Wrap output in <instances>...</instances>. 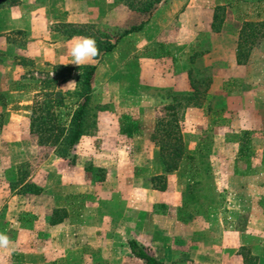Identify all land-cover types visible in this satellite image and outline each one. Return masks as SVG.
Here are the masks:
<instances>
[{
    "label": "rangeland",
    "instance_id": "1",
    "mask_svg": "<svg viewBox=\"0 0 264 264\" xmlns=\"http://www.w3.org/2000/svg\"><path fill=\"white\" fill-rule=\"evenodd\" d=\"M189 5L194 11L184 16L181 23L180 13ZM140 7L147 8V11L138 10ZM212 9L219 16L224 15V25L222 22L219 31L208 22ZM195 18L201 19L202 24L194 23ZM142 21L141 30L122 34L124 29ZM246 21L264 22V0H22L18 5L0 8V91L5 95V105L0 106V112L4 113L0 126V183L4 191L10 188L6 200H12L8 202L9 206L2 205L4 218L9 214V219L0 230L15 229L16 215L24 225L29 221V210L18 212L19 197L16 194H19V186L11 188L18 172L26 170V181L33 176L41 183L43 179L37 175L38 170L45 160L56 156L51 149L36 145L26 130L29 127L24 117H28L26 105L34 99L41 82L57 78L53 66H75L68 51L72 38L88 37L86 34H89L99 41L115 43L112 50L100 51L99 56L89 62L96 64L90 126L76 149L80 155L102 149L115 153L116 148L128 152L124 147L127 141L114 143L104 137L121 133L128 122L139 121V111H118L119 107H124L123 91H137L139 72L145 73L143 91L156 97L152 77L160 68L158 63L171 51L163 44L160 47L154 37L169 23L178 33L176 48L179 49L177 54L173 53V63L179 55L193 58L192 84L198 90L189 103L180 94H171L174 98L171 103L179 105L176 117L183 126L187 112L185 105L200 103L202 110L194 111L202 113L206 123L202 125L201 120L200 129L196 126L186 134L190 145L201 154L193 164L183 159L180 171L173 174V184L189 183L193 176L197 181L185 189L184 200L177 210L163 203L159 207L160 215H155L145 204L148 202L135 196V190L141 186L135 182L117 184L107 170L93 167V162L86 160L88 188L70 198L69 212L65 210V229L74 230L78 236L70 259L72 264H145L130 252L127 242L135 239L150 254L167 264H199L201 255L210 248L235 245L238 239L233 231L243 229L246 221L243 218L231 221L227 217L226 221H221L209 213L215 214L217 208L221 211L226 208L223 202L229 193L228 188L236 183L233 172L241 165L237 153L241 144L239 136L244 135L239 126L240 118L249 122L247 135L249 138L252 135V142L250 139L246 143L248 154L241 160L242 165L250 164L248 151L264 150V36H257L253 47L257 51L252 60L242 68H237L233 61L239 32ZM177 25L185 26V29H177ZM77 77L78 72L73 71L67 81L55 86L73 90ZM72 81L75 82L70 83ZM25 101L28 104H24ZM72 101L74 98L67 99L60 109L63 117L70 112ZM158 102L157 99L155 119L169 113L163 109L162 102ZM12 113L16 116L13 125H9ZM192 119L197 118L188 117L193 125ZM140 127L136 124L135 129ZM153 132L150 139L155 149V141L160 136L156 133L153 138ZM133 145L140 148L142 143ZM132 158L133 153L128 152L123 159ZM124 160L119 159V162L130 165L129 162L123 164ZM153 161L161 165L155 156ZM99 163L105 164L106 161ZM256 166L260 183L264 181L262 156L258 157ZM192 167H197L201 176L193 174L195 169ZM90 170L95 174H90ZM107 177L110 179L106 181ZM35 200L40 207L41 199ZM61 215L60 211L56 217ZM241 249L247 253L246 261L254 263L255 257L249 254L248 244ZM71 261L65 259L64 264Z\"/></svg>",
    "mask_w": 264,
    "mask_h": 264
},
{
    "label": "crops",
    "instance_id": "2",
    "mask_svg": "<svg viewBox=\"0 0 264 264\" xmlns=\"http://www.w3.org/2000/svg\"><path fill=\"white\" fill-rule=\"evenodd\" d=\"M193 11L191 5L187 6L180 13L179 19L181 23H183V17ZM212 19L213 9L211 18L208 20L210 25ZM193 22H197V25L202 24L201 19L196 20L195 18ZM162 28L154 39L156 42H159L158 45L160 47L163 44L165 49L171 52L166 53L165 58L161 59L158 63L160 68L155 70V76L152 77L156 97L149 92L146 93L143 91L146 87L145 83L143 84V82H146L143 81L145 80V73L142 74L139 72V78L143 76V79L138 78L137 91L132 89L123 91L124 107L118 108L119 112L132 113L133 110L141 112L139 121H133L135 127L131 135L121 132L104 137V140L110 138L114 143L127 141L128 144L124 145V147L128 149V152L133 153L132 160H124L123 158L128 152L124 149L117 148L115 153L102 149L101 151H91V153H82L80 155V152L78 153L76 149L79 143L74 148V152L78 155L74 163H69L67 160L58 156H53V158L45 160L37 172V175L42 176L40 178L43 179V182L39 183L38 180H35V177L29 176V182L40 186L42 188L41 192L39 194L29 193V200L26 197L28 194H16L19 197V203L17 204V208H19L18 212L23 209L26 211L29 210V221L25 222L24 225L20 221V216L16 215L14 220L15 224L17 223L15 229L0 230V233L5 234L10 242L7 249L0 248V264H64L65 259L68 262L71 261V251L75 248V240L78 236L74 230L65 229V210L69 212L70 205L68 200L70 198L88 188L86 180L89 172H87V168L85 167L86 160L93 162V167L100 166L105 171L107 170V173L113 177V181H116L115 183L117 184L122 185L126 182H135L137 186H141V189L135 190V196L141 199V201L148 202L145 204L150 206L155 215H160L159 207L163 203L175 210L181 206L184 200L183 193L185 189L189 187L190 183L193 184L197 180L193 176L189 183L174 185L173 177L180 171L181 166L174 171L164 172L162 166L153 161V156H155L157 148L155 147L154 149L150 138L151 132L155 128L156 119L154 118V114L157 99L162 102L163 109H165L164 107L174 99L171 94L189 95L198 92V90L192 84V73L194 71L191 72L193 66L191 61L193 58L189 57V55H179L175 64L173 63V53L177 54L179 49L176 48V36L178 35L175 31L176 28L170 27L169 23L166 28ZM177 29H185V26L181 27L177 25ZM236 46L237 42L234 49L233 61L237 68H242L246 62L252 60L256 49L252 48L244 64H237L235 59ZM221 62L223 64V61ZM217 75L219 76V74ZM218 76L217 78L220 79L221 76ZM212 78L215 77L213 76ZM147 82L150 83L149 80ZM206 93H210L209 89L206 90ZM24 104H28V101H25ZM185 108L187 112L185 113L183 126L181 125V132L187 152L197 157L201 152L197 151L198 149L196 147L190 145L186 134L191 128L192 130L196 126L199 128L201 120L202 125L206 124L204 123L203 114L194 111L202 110L203 106L200 103H190L186 104ZM15 116L13 113L11 114L8 122L9 125H13L12 122ZM188 117L197 118L192 119L193 125L188 120ZM24 118L26 126L29 127L28 117L25 116ZM136 124H139L141 127L135 129ZM239 126L243 129L244 135L239 136V142L241 144L237 157H239V163L241 165L234 168L233 173L235 174L236 183L233 185L234 187L228 188L229 193L226 195V201L223 202L226 208H223V211L217 208L215 214L209 213V215L218 217L221 221H226V217L236 222L243 218L246 224L243 229L233 231L238 239L235 245H221L210 248L208 252H204L205 254L201 255L199 264H244V256L240 248L247 244L250 249L249 254L255 257L256 264H264V241H261V239H264V196H262L264 194V181H260V183L257 181L259 176L257 174L258 167L256 166L258 157L262 156L264 158V150L248 151L250 154V164L247 166L242 165L243 162L241 160L245 159V155L248 154V149L246 150L243 144L248 142V140L250 141L252 135L249 138L248 133L245 134L249 128V122L247 120L240 118ZM26 130L29 131V128ZM84 137L86 135H83L80 141ZM87 138H89V142H92L90 136H87ZM139 142L142 143V146L140 148H134L133 143L138 144ZM148 146L150 147L149 149L146 148ZM119 159L125 161L123 164H128L129 162L130 165H122ZM101 160H105L106 163H99ZM192 168L195 169L193 174L200 173L197 167ZM92 173L95 174L93 170H90V174ZM128 174H131V176L129 177ZM161 174H164L166 177L164 190L156 189L151 182L152 176ZM109 179L110 177H107L106 181ZM99 182L104 183V181ZM7 186L8 184H6ZM9 191L10 188L4 191L3 185L0 183V226L3 223L7 224L6 222L9 219V214L4 218L1 210L3 204H8L9 206L8 202L12 201L6 200ZM4 195L5 198L3 197ZM37 198L38 200L41 199L40 207L36 203L37 200L35 199ZM55 210H57L56 214L61 211L62 215L56 217V214H54ZM52 218H56L59 221L51 223ZM72 263L73 261L69 264Z\"/></svg>",
    "mask_w": 264,
    "mask_h": 264
},
{
    "label": "trees",
    "instance_id": "3",
    "mask_svg": "<svg viewBox=\"0 0 264 264\" xmlns=\"http://www.w3.org/2000/svg\"><path fill=\"white\" fill-rule=\"evenodd\" d=\"M21 1L0 0V8L18 5ZM151 6L152 4H150ZM138 10L147 11V8L140 7ZM223 19L224 15L219 16L218 12L214 10L211 27L215 31H219ZM143 25L144 21L137 25H131L124 29L122 34L139 31ZM263 28L264 22L246 21L243 24L239 32L235 51L237 64H244L247 61L257 36H264ZM86 35L95 39L99 53L100 51H110L115 47V43L110 40L99 41L92 35ZM53 70L57 78L42 81L35 93L34 99L30 104L26 105L29 119V133L39 148H49L56 156L68 160L69 163H74L76 160L74 148L79 143L81 137L87 134L90 126L89 112L93 94L92 81L96 64L87 63L79 67L56 64L53 66ZM73 71L78 72L77 82L73 90H63L55 86L57 83L67 81ZM194 95L195 93L181 96L186 98L188 100L187 103H189L194 98ZM70 98H74V101L70 103V112L65 113V117H63L60 109L65 106L66 100ZM4 105L5 95L0 91V106ZM178 106L170 103L164 107L169 113L156 118L155 128L152 134L153 138L157 136L156 133H159L160 136L155 141L157 145L155 157H157L164 172H171L178 169L183 159L191 161V164L196 159V155L187 152L180 122L176 117V109ZM3 117L4 113L0 112V126L2 125ZM134 127L135 124L128 122L123 127L122 132L131 135ZM246 143L248 142H245L243 145L246 146ZM27 173L26 170L18 172L14 181L11 183V188L14 189L19 186L18 191L21 194H39L42 188L26 181ZM199 176L201 175L198 174ZM151 182L156 189L164 190L166 177L164 174L152 176ZM157 182H160V185H156ZM56 212L57 210L54 211V214ZM58 221L56 218L51 219V223ZM127 243L130 252L135 257L142 259L145 264H167L150 254L137 240L129 239ZM246 255L247 253L243 252L244 264H256V260L254 263H248L246 261Z\"/></svg>",
    "mask_w": 264,
    "mask_h": 264
},
{
    "label": "clouds",
    "instance_id": "4",
    "mask_svg": "<svg viewBox=\"0 0 264 264\" xmlns=\"http://www.w3.org/2000/svg\"><path fill=\"white\" fill-rule=\"evenodd\" d=\"M69 55L72 57L71 63L77 67L91 62L99 55L96 41L92 37L75 36L72 38L69 47ZM72 81L70 83H74ZM8 237L0 233V248L7 249L9 245Z\"/></svg>",
    "mask_w": 264,
    "mask_h": 264
}]
</instances>
